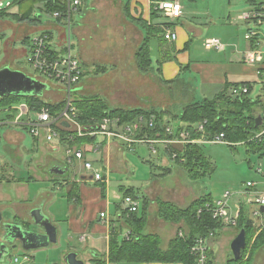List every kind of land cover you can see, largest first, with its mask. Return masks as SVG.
Returning <instances> with one entry per match:
<instances>
[{"label":"rangeland","instance_id":"obj_1","mask_svg":"<svg viewBox=\"0 0 264 264\" xmlns=\"http://www.w3.org/2000/svg\"><path fill=\"white\" fill-rule=\"evenodd\" d=\"M16 1L18 0H0L5 5L0 8V11L18 13V8L15 6ZM128 1L88 0L83 13L74 15L72 24L74 54L82 60L84 72H88L81 84L82 89L79 91V95L102 97L111 108H142L147 111H163L168 116L167 121H170V126L178 130L183 124L180 120H174L173 117L180 115L184 107L192 102H202L206 98H214L220 88L215 86L212 90L213 87L203 86L199 79L192 77L191 73L188 75L185 70L181 72L183 75L179 78V82L169 85L161 84L163 75L156 70L159 66L156 59L160 57L158 39L152 40L151 43L154 70L150 75H142L136 68L134 58L138 36L130 28L124 13V5ZM177 1L183 8L182 17L172 20L161 13L158 20L162 24L174 23V26L179 27L186 22L194 25L200 31L211 29L210 36L220 40L226 46L225 50H222L223 54L215 51L211 53L222 57L226 53L230 55L233 51H237L241 54L238 55V58L241 57V59L249 51L248 41L245 39L248 29H257L260 50L264 54V20L261 24L238 20V16L243 12L254 13L253 9L259 8L260 11L261 8H264V0ZM8 3L12 4L10 8H7ZM41 7L38 6V8ZM207 10L212 11L213 21L217 27L209 26L210 22L207 21L206 16H201V13ZM230 10L232 12L230 19L233 25L228 22ZM42 22L46 28L55 27L54 24H56V21L49 18V15H44ZM43 24L40 27L44 26ZM38 28L10 17L0 19V69L10 67L33 78H41L27 62L29 46L21 43L24 36L33 39L38 32H32ZM62 29H54L56 37L53 40V46L54 49L60 51L63 50L66 43ZM59 33L61 36L58 35ZM191 40L194 43L196 39L192 36ZM196 46L197 51L200 53L202 51V55L205 57L204 46L202 47L201 44ZM100 66L106 67L107 71L97 74L95 70ZM46 82L49 84L47 91L52 88L58 92L44 100L52 103L62 100L64 93L60 92L59 85L53 81ZM251 83H254L253 98L260 94L264 95V86L257 81V78H254ZM158 148L159 154L157 155H154L146 144H137L130 151L125 149L123 172L110 174L109 191L113 203L112 212L109 213L111 218L115 217L113 215L116 212L115 207L119 206L123 211L128 208L123 200L124 193L128 190H134L141 196H147L146 198H149L150 201H155L159 197L167 202H173L181 208L188 207L196 198L211 195L213 201H216L224 193L230 192L232 194L231 206L235 208L238 204L243 205L250 215L247 201L251 194L246 192V184L250 181L260 180L256 171L259 166L264 167V157H261L259 153L248 152L247 147L240 143L231 146L205 144L202 150L213 171L199 179H193L188 170L167 157L161 147ZM99 157L100 155L91 158ZM116 164L119 165L120 161ZM99 168L103 170L102 166ZM166 169H170L171 172L163 175ZM180 226L184 227V224L177 226L165 223L158 230H151V233L158 234L162 239V248L167 249L170 240L178 235ZM126 231L125 229L122 231L121 240H123ZM236 237V228H225L219 232L217 238L212 241L214 264H226L233 257L231 244ZM21 252L18 249L12 250L4 263L14 264L13 259L16 256L22 260ZM42 256L44 254H39L36 264H45L42 262ZM254 264H264V256L261 252H257Z\"/></svg>","mask_w":264,"mask_h":264},{"label":"crops","instance_id":"obj_2","mask_svg":"<svg viewBox=\"0 0 264 264\" xmlns=\"http://www.w3.org/2000/svg\"><path fill=\"white\" fill-rule=\"evenodd\" d=\"M164 1L132 0L131 15L134 19L142 18L151 27L160 26L162 23L158 18L161 12L156 10V4ZM173 1L179 2L177 0L171 2ZM261 9L264 10V8ZM253 10L256 12L259 8ZM230 12L228 22L233 25L230 19L232 12ZM153 13L156 15L152 17ZM212 14V11L207 10L202 12L201 16H206L207 21L210 22L209 26L213 28L217 26L213 21ZM252 14L253 12H243L238 16V20L255 23L257 22L255 19H244L245 15ZM125 18L130 24V28L138 36L134 56L136 63V53L145 38V32L141 26L132 23L126 16ZM170 25L172 26L169 29L178 34V40L174 43H168L162 39L157 40L160 57L156 59V63L159 59L163 61L160 73L163 75L164 81L179 79L183 75L181 72L185 70L188 75L191 73L192 77L199 79L203 86L213 87L212 90L215 86L219 87L218 95L226 82L231 84L251 83L254 78L256 79L255 68L244 64V56L242 59L238 58V55H241L239 52L233 51L230 55L226 53L220 57L211 52L223 54L222 50L210 51L205 48V41L213 39L210 36L211 29L200 31L194 25L186 22L179 27L174 26V23H170ZM162 28L166 29L163 26ZM40 29H46V27H39L38 30ZM250 30L253 29L249 28L248 31ZM190 33L194 34L192 35L196 39L194 43ZM197 44L204 46L205 57H203L202 51L201 53L197 51ZM248 45L250 51V42ZM224 47L226 48L225 45ZM79 60L82 63L80 58ZM161 84L163 83L161 82ZM79 89L81 90L82 87ZM55 92L58 91L51 88L49 91H44L42 97L48 99V96ZM21 107L22 109L26 108L24 111L26 113L27 107L25 105H21ZM166 124L170 125V121H166ZM66 125L68 127H65L69 128V125ZM103 140L101 137L98 142ZM72 141L56 138L52 142H47L45 137L39 139L33 137L23 126L0 125V213L3 220L15 224L26 222L29 230L39 232V229L32 225L31 211L40 208L58 231L57 243L38 250H26L17 241L10 244L4 242L0 224V255H2L0 264H5L4 262L10 256L11 251L15 249L22 251L23 257L29 255L32 264H36L39 254H44L42 262L45 264H67L65 259L71 253L77 254L78 260L84 264H93V260L97 258H106L107 261L110 229L100 219V214L105 212L109 215L112 212L113 203L109 191L111 176L107 177L108 183L105 184V196H103L101 186L104 183L92 180V175L84 168V162L67 156L69 148L79 149L70 145ZM104 143L103 146L102 142L98 151L92 150L93 145L84 146L82 149L86 153V158L96 167L102 166L106 169L108 167L109 174L123 172L125 149L117 141H104ZM99 155L100 157L97 159L91 158ZM118 161H120L119 165L116 164ZM115 208L116 212L113 214L115 217L111 218L110 215L109 217L111 221L114 220V227H118L120 223L122 224L123 210L119 206ZM149 211L147 233L156 231L165 224L157 217L156 200L151 202Z\"/></svg>","mask_w":264,"mask_h":264},{"label":"trees","instance_id":"obj_3","mask_svg":"<svg viewBox=\"0 0 264 264\" xmlns=\"http://www.w3.org/2000/svg\"><path fill=\"white\" fill-rule=\"evenodd\" d=\"M131 1L132 0H129L127 4L124 5L125 16L132 23L141 26L142 30L145 32V38L136 53V66L142 75H150L151 71L154 70L151 48L152 40L162 39V41H166L162 26L171 28L172 25L162 24L157 27H151L142 18L134 19L131 15ZM15 6L18 8V13L0 11V19L10 17L22 23L26 22L36 28L43 24L42 17L44 14L53 15L59 13L61 18L56 20V24L60 26H63V21L66 19L67 7L65 0H18L15 2ZM38 6L42 7L38 8ZM84 8L85 6L82 7L80 13H83ZM258 11L259 10H257V12ZM151 15L153 17L156 13ZM44 26L46 27V25ZM34 32L38 31L34 29L32 33ZM46 34L50 35V33ZM21 43L29 46L31 49V39L29 36H24ZM250 44V50L255 49L252 41ZM162 63L163 61L161 59L157 62L159 66L156 70L159 73L161 72L160 66ZM105 71H107L106 67L102 66L97 67L95 70L97 74L105 73ZM87 74L88 72L85 73V75ZM179 80L180 79L175 81H164L161 79V82L169 85L175 84L179 82ZM241 84H247L249 86V95L244 96L242 99H233L229 95V91L233 87H237ZM253 92L254 86H252L251 83L231 84L226 82L222 91L214 98L205 99L202 102L190 103L184 107L180 115H176L173 119L180 120L183 124L182 127H179V130H182L184 126L191 130L195 125L207 121L205 125L207 139H212L216 135L223 134L229 143H240L247 147L248 152L263 154L264 138L262 140H255L254 137L262 131L261 127H257V119L261 112L264 111V95L260 94L256 98H253ZM73 99L74 105L80 112L78 123L85 131H92L93 128L99 126L102 120L108 115L113 118H119L120 123H131L140 117L149 118L155 116L157 130L149 132V136L151 138H156L157 133L163 132V126L168 118L163 111H147L142 108H111L104 98L99 96L87 97L79 95V91L74 93ZM21 105L27 106L30 113H38L44 107H48L52 115L57 116L64 110L65 100L62 99L61 101L52 103L44 100L43 97L37 96H8L0 99V109L13 108ZM16 113L17 111H13V115L9 116V118L14 119ZM60 133L62 139L72 134L74 140L70 145L72 147L76 146L79 149H82L86 145L100 143L98 142L99 137H77L73 132L67 131H61ZM192 136L194 138L201 137V135L194 133L193 130ZM102 142L104 146V140ZM202 147L203 146L200 145H189L185 148L184 152L179 151V159L174 160L177 164L188 170L190 177L193 179H199L213 171L209 161L204 155ZM171 156L170 159L173 160ZM181 158H185L186 161L181 162ZM170 172V169H166L163 175ZM101 187L103 196H105V184ZM138 195L139 193L134 192V190H128L124 193V196ZM141 198V210L139 209L136 213H129L127 210L123 211L122 224L120 223L118 227L111 228L107 261L106 258H97L93 260V264H196V258L191 253V248L196 240L200 237H208L210 233H214L215 238H217L219 232L225 229L221 224L215 221L212 215L205 209L207 204L213 201L211 195H206L194 200L186 208H181L172 202L157 198L158 219L164 223L175 224L177 226L182 223L184 224V227H180L178 230V233L183 231V236L178 234L179 236L177 235L170 241L168 248L163 249L161 237L156 233L146 232L150 204L152 201L144 195H142ZM200 211L202 212L200 213ZM124 229L130 230L135 238L130 241L126 239L121 240L120 235ZM236 229L237 236L241 230L244 229L246 231L247 246L240 260L236 261L232 257L226 264H254L257 252H261L264 256V231L259 232L260 228L255 226L254 221L245 210L242 211ZM209 264H214L213 258L210 260Z\"/></svg>","mask_w":264,"mask_h":264},{"label":"built area","instance_id":"obj_4","mask_svg":"<svg viewBox=\"0 0 264 264\" xmlns=\"http://www.w3.org/2000/svg\"><path fill=\"white\" fill-rule=\"evenodd\" d=\"M66 2V19L63 21V26L54 24L55 27L37 30L38 33L31 39V49L27 55V62L37 72L41 78H36L39 82L49 85L46 81L56 82L61 92L64 93L65 108L57 116H53L48 107H44L38 113H30L27 107L21 106L13 108L0 109V125H20L25 127L30 134L39 139L45 137L47 142H52L56 138H61V131L73 132L77 137H102L106 142L117 141L124 149H133L134 145L146 144L152 150L154 155L159 154L161 147L167 157H172L173 160L179 159V151L184 152L185 148L189 145L205 144H225L235 145L229 143L223 134L216 135L212 139L206 138L205 125L207 121L201 122L189 130L183 127L182 130H175L169 124L163 126V132L157 133L156 138H151L149 132L157 130V121L155 116L149 118L140 117L131 123H120L119 118H113L110 115L106 116L99 126L94 127L93 130L85 131L78 123L80 112L74 105L73 95L79 91L82 79L85 72L79 58L74 54V44L72 42V24L74 15L79 14L82 7L88 3V0H65ZM0 2V8H3ZM12 4H7L10 8ZM156 10L165 14L172 20H178L183 15V8L179 2L164 1L156 4ZM45 15V14H44ZM49 18L57 20L61 18L59 13L49 15ZM244 19L253 20L261 24L264 20V10L256 11L252 15H245ZM62 29L63 36L66 37V43L63 50L54 49L53 40L56 37L54 29ZM165 29V28H164ZM50 33L46 34V33ZM61 36V33L58 34ZM164 38L168 43H174L178 40V34L166 28L164 30ZM248 42H253L255 49L250 50L244 57V64L255 68V77L258 82L264 86V54L260 50L259 33L257 29L248 31L245 36ZM205 48L207 50H223L225 47L218 39H208L205 41ZM254 86V83H251ZM250 89L247 84H241L233 87L229 91V95L233 99H242L244 96L249 95ZM13 111H17L14 119L9 116L13 115ZM261 118L262 131L255 135V140H262L264 138V111L258 116ZM64 124H68L66 128ZM194 133L201 135L200 138H194ZM64 140H74L72 134L63 138ZM93 145L92 150L98 151L101 144ZM260 154L261 157H264ZM69 158H76L78 161L84 162V168L92 175V180L95 182L108 183L109 172L108 167L100 169L96 167L91 161L86 158V153L83 149L69 148L67 150ZM185 158H181V162H185ZM260 177L259 181H250L246 184V192H250V197L247 201L249 206L250 217L254 221L256 227L260 228L259 232L264 231V167L261 165L256 171ZM246 194V193H243ZM232 194L226 192L223 196L211 203L207 204L206 211L210 213L215 221L221 224L224 228H237L242 211L245 210L243 205H236L233 208L230 204ZM124 203L128 207L126 210L129 213H136L140 209L142 198L141 196H124ZM248 211V210H247ZM202 211H200L201 213ZM100 219L108 225L110 232L114 227L113 221L107 213H101ZM183 236V231L178 233ZM134 235L130 230H127L123 239L128 241L134 239ZM215 239L214 233H210L208 237H200L196 240L191 248L192 255L196 258V264H209L212 259V241ZM14 264H32V259L29 255L18 257L14 259Z\"/></svg>","mask_w":264,"mask_h":264},{"label":"water","instance_id":"obj_5","mask_svg":"<svg viewBox=\"0 0 264 264\" xmlns=\"http://www.w3.org/2000/svg\"><path fill=\"white\" fill-rule=\"evenodd\" d=\"M49 86L39 82L22 71L4 67L0 69V99L8 96H37L42 97ZM262 125L261 118L257 119V127ZM64 126H67L64 124ZM68 127V126H67ZM59 172V171H57ZM264 211V208H263ZM32 225L39 232L27 228L26 222L15 224L5 222L0 213V224L3 240L7 243L19 242L26 250H38L57 243V228L43 214L40 208L31 211ZM247 246L246 231L243 229L231 244L233 258L238 261ZM2 255H0L1 257ZM67 264H84L78 260L77 254L71 253L65 259Z\"/></svg>","mask_w":264,"mask_h":264}]
</instances>
